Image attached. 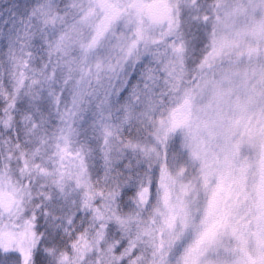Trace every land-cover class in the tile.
Instances as JSON below:
<instances>
[{"label": "snow or ice", "instance_id": "1", "mask_svg": "<svg viewBox=\"0 0 264 264\" xmlns=\"http://www.w3.org/2000/svg\"><path fill=\"white\" fill-rule=\"evenodd\" d=\"M0 264H264V0H0Z\"/></svg>", "mask_w": 264, "mask_h": 264}]
</instances>
